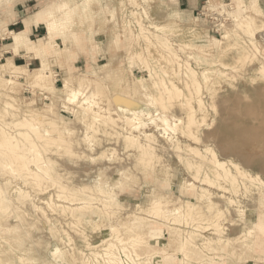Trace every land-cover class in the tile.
I'll return each instance as SVG.
<instances>
[{"label": "rangeland", "instance_id": "obj_1", "mask_svg": "<svg viewBox=\"0 0 264 264\" xmlns=\"http://www.w3.org/2000/svg\"><path fill=\"white\" fill-rule=\"evenodd\" d=\"M121 1L125 2L128 13L135 11L139 16L143 17L145 26L155 23L170 27L171 29L160 37L162 40H167L170 44H173L177 50L180 44L189 42L193 38L192 36L198 33L205 35L207 32L209 36L216 39L211 40L210 44L212 46L207 48V56L205 55L204 59L202 58L205 61L203 64H198L192 59H186L185 55L182 52L180 53L182 59L185 62L188 61L199 74L208 73L212 79L211 82L208 84L203 83L202 86V96L208 109V117L199 131L200 143L194 144L191 140L184 138L180 129L175 127L178 119L184 120L186 118V107L182 98L175 101L172 104L173 106L168 105L167 110H163L152 103L151 99L142 91L140 83L137 82L135 77L140 79L143 75L145 76V73L133 61L130 64V57L138 52L145 56L148 52L147 49H149V52L156 58H161L159 57L161 53L160 43L155 39H152L154 44L150 43L148 45L141 42V40H139L138 44L133 42L135 38L130 36L129 28L124 27V21H132L131 25L133 26L130 29H133L135 33L136 24L131 17H128L129 15L127 16L122 12ZM136 2L138 7L134 6L131 0H5L0 5V8L3 6V9L6 10H8V6L11 9L24 10L31 19H34L35 15L43 11V9L48 11V14H52L51 17L57 19L59 25L56 39L61 37L62 44L58 45L56 41L55 46L45 52L42 58L54 73L55 85L57 79L56 70L60 69L66 72L62 81L58 83V88L64 87L67 83H72L77 87L80 84L82 85L80 86L83 92L80 100L82 106H80L75 102H67L62 97V92L54 90L50 85L39 87L22 82V84L15 87L13 92L9 90L4 92L18 100V107L21 113L27 114L33 108L46 109L45 107L52 104L54 112L62 115L67 121L72 120L77 132L76 137L82 142L85 126L87 122L92 121V113H86L83 108L88 106L91 100H98V90L102 89L106 99H110L115 93H130L143 104L142 109L140 108L138 111V113L143 111L138 116V120L149 124L147 130H140L134 132V134L136 133L135 135L139 137V140L145 144L144 132L153 133L158 141L154 146L157 154L162 157V165L157 167L158 173L145 172L143 166L137 163L138 153L136 149L126 148L124 141L120 137L116 139L114 136L110 137L107 135L105 129L109 133L112 132V129L103 126H100L99 145L94 150L83 145L82 148H76L78 155L72 158L59 154L52 155V161L56 164V167H54L56 178L61 179V182L69 184L71 187L78 189L87 186L94 187L99 180H103L107 185H113L117 181L122 184V187L117 189L118 203L109 207V214H106L107 220L104 221V218L101 219L97 215H90L85 219V222L83 221L78 225L76 231L69 223L66 225L68 220V222L72 221L70 217L61 218L51 215L52 218H57L62 222L59 224L54 220L52 225L50 222L47 223L30 205L31 200H33L37 205L46 207L41 203V199L46 200L49 196L55 195V188H49L45 194H40L32 185H24L23 178H14V173L10 171L11 169H8L3 163L0 164V183L8 184L10 179L12 185L16 186L15 188L25 189L26 192L29 191L30 197L32 196L24 207H19L20 211L14 206V209L17 210L16 214L11 213L3 216L4 213H0V228H3L0 229L1 263L21 264L19 257H22L27 264H42V262L43 264H81V259L83 260V258L87 257L88 261L93 264L94 253L100 252L102 248H87L82 241V234L87 235L90 241H94L98 240L101 230L107 228L108 231L104 230L103 237L112 239L110 236L111 225L130 223L131 215L137 213V205L148 210L155 195L161 194L166 197L173 195L169 178L174 176L173 183L179 179L192 181L189 173L179 161L176 150L178 144L181 146V151L185 150L187 145L197 146L202 151L207 148H214L224 161H233L248 173L259 176L264 181V76L260 73V68L262 65L264 66V0H257L256 3V8L263 12H261V16L251 9L249 4L251 0H243V5H247L248 9L244 8L245 6L243 5L238 7V0H136ZM85 5L87 9H84ZM146 14L150 18H147ZM171 14L175 15L171 16ZM245 16H253L257 24L259 26L262 25V29L257 30L253 37L255 47L250 52L251 59L242 61L240 69L230 70V75L224 77L216 71L221 69L220 66H217L219 61L235 66L236 61L239 60V46H246L251 40V37L244 33L243 29L238 25L241 17ZM63 23L65 27L62 29L61 25ZM1 29L7 31L5 28L1 27ZM48 33L49 30L47 29ZM47 34L34 36L32 39L37 40L40 38L36 41L39 42ZM209 39L207 38V41ZM11 40L12 37L6 42L11 43ZM7 49H11V47L9 46ZM196 54L199 55V53ZM39 62H33L31 65L26 62L23 65L36 69L41 66V61ZM3 63H6L4 58L1 65ZM160 63L164 64V61L161 60ZM179 73L183 79L182 82H184L187 78L186 71L183 70ZM149 80L147 83L152 87L153 81ZM20 81L23 80L20 79ZM180 87L182 89L185 88L183 83L180 84ZM212 91H216L215 97H213ZM31 99L35 102L32 106L28 105V103L32 102ZM213 103L217 105V112L211 108ZM101 105H103L101 107L104 109L109 108V100L103 101ZM194 106L197 107V103L194 102ZM110 108L114 112V107L111 106ZM98 110L97 107L93 109V111ZM248 110L253 111L254 115L237 122L234 121L233 112L236 115L241 114L239 116L242 117L245 116ZM73 112L79 113V119H75ZM243 112L244 114H242ZM48 114L51 117L52 114ZM164 114L169 119L170 126L164 125L162 120L158 119ZM239 116L237 115L236 118ZM154 119H158L159 128L155 127ZM224 126H234L236 133L226 137ZM118 128L119 130L117 129V131H122L120 132L122 134L130 132L128 131L130 128L123 122H119ZM241 141L248 142L250 146H246L244 143L238 145ZM113 148L117 150L115 156H110L109 158L104 157L105 155L101 156L102 153L110 154ZM181 151L180 153H182ZM182 156L187 157L185 152L182 153ZM125 169H131L134 177H123L121 172ZM15 195L16 193L14 192L10 193L14 203L17 200ZM259 195L250 194V196L241 198L243 206L250 214L264 213V208L260 207L258 198H256ZM175 196H172L173 204L177 207L182 205V210L186 211V202L180 204V202L176 201ZM180 196L183 200L187 199V197H192L183 193ZM224 202V200L218 199L219 205L228 209ZM96 205L100 206L99 204ZM46 210L49 214H52L48 208ZM18 212L23 214V216L25 215L24 223L21 219H17ZM231 212L236 224L234 226H231L228 222L225 224L229 227L228 236L231 238L236 237V240L231 244L228 253L223 254L220 249L207 250V248L203 247V238L196 236L193 238L194 240L192 237L189 240L193 245H197L196 248H192L193 252L190 254L192 259L188 257L182 262L177 259L167 261L172 264H207L209 261L211 264L213 261L221 262L219 264H264V239H262L263 248H256L257 242L255 241V252L252 253L246 247V244H249L245 243L247 240L237 239L246 230V220L238 216L234 207L231 208ZM191 218L192 216L189 217L190 223ZM97 223L99 226L95 225ZM186 226L184 223L175 226L179 230H177L176 237H172L174 240L165 239L163 242L166 248L163 246L153 247L154 250L147 248L145 250L146 256H151L161 250H166L169 253L174 250L176 253L179 252L178 250L183 241L181 238L189 237L188 231L192 230L191 228L187 229ZM51 227H55L58 230L60 228L61 231L64 228L69 231L75 240V248L78 249L77 251H84V256L77 251H69L70 248L65 244L67 239L62 234L63 231L62 233L60 231V235L62 234L64 239L63 243L54 238L50 232ZM254 233L259 235V230ZM203 235L207 238L216 237L209 232ZM124 236L127 237L128 235ZM54 240L59 241L60 247L66 252V258L57 256L58 258L56 257V259L52 256L50 251L53 248L50 243ZM111 242L115 243V240L112 239ZM250 243L252 244V242ZM127 246L131 248L130 245ZM130 250L133 251L132 249ZM181 258H183L182 255ZM124 260V264L132 263L131 260ZM135 260L137 261L136 257ZM142 261L144 260L137 262Z\"/></svg>", "mask_w": 264, "mask_h": 264}, {"label": "bare ground", "instance_id": "obj_2", "mask_svg": "<svg viewBox=\"0 0 264 264\" xmlns=\"http://www.w3.org/2000/svg\"><path fill=\"white\" fill-rule=\"evenodd\" d=\"M131 1L134 6L138 7L136 0ZM4 2L5 0H0V5ZM256 3L257 0H251L249 4L251 5V9L255 10L257 15L261 16L262 11L256 8ZM243 4V0H238V7H241ZM125 5V2L121 1L120 7L122 12L127 16L129 15L128 17H131L136 24L135 33L133 29H130V27L133 26L131 25L132 21H124V27L127 29L129 28L128 31L130 30L131 32L130 36L135 38L133 42L138 44L139 40H141V42L148 45L153 43L152 39H155L160 43L159 47L161 49L159 55L161 58H156L149 52V49H147L148 52L146 55L144 54L145 56L138 52L130 57V64L133 61L135 65L141 68L145 73V76L143 75L140 79L135 77L137 82L140 83L142 91L151 99V102L158 105V107H161L163 110H167L168 105H172L175 101L182 98L186 107V118L184 120L178 119V123L175 124V127L180 129L184 138L189 141L191 140L194 144L200 143L201 138L199 136V131L208 117V109L202 96V86L203 83L208 84L212 79L208 73L204 72L199 74L188 61L185 62L182 59L180 53L182 52L186 59H192L198 64H203L205 62L203 60L204 56H207V48L212 46L210 44L211 40L216 39L209 36L207 32L205 35H200L198 33L192 36L193 38L189 42L180 44L177 50L174 48L173 44H170L167 40V42L162 40L160 37L163 33L169 31L171 29L170 27L155 23L145 26L143 17L139 16L135 11H130L128 13ZM243 6L248 9L247 5ZM84 9H87L86 5ZM47 12L48 11L43 9V11L36 14L35 19L39 20L38 23L44 24L49 30V33L39 42L34 41L30 37L31 24L28 20H25V26L27 25V42L31 45L39 46L38 49L35 47L17 46L16 38L25 35V28L22 31L11 33L12 42L9 45L15 54H19L21 50H24L28 55H32L33 58L41 61V66L32 69L29 68L28 65H18L12 58H8L6 63H3L0 67V164L3 163L6 165V167L11 169L10 171L14 173V178H23L24 185H32L40 194H45L49 188H55L56 193L53 196H49L46 200L41 199V203L46 207L40 206L31 200L32 196L30 197L28 194L29 191L26 192L25 189L15 188L16 186L14 187L9 179L8 184L0 183V213H4L3 216H7L11 213L16 214L17 210L14 209V206L19 210L21 208L20 206L24 207L27 202L31 200L30 205L47 223L50 222L53 225L52 222L54 220L59 224L62 223L57 218H52L51 215L61 218L70 217L72 221L68 222V220L66 225L69 223L76 231L78 225L83 221L85 222V219L90 215H97L101 219L104 218V221L107 220L106 214H109V207L118 203L117 189L121 188L122 184L120 181H117L113 185H107L103 180H99L94 187L87 186L81 189L71 187L69 184L61 182V179L59 180L56 178V174L54 173L56 172L54 168L56 164L52 161V155L59 154L72 158L78 155L76 148H82L83 145L94 150V148L99 145L98 136H100L101 132L100 126H103L112 129L110 133L105 129L107 135L110 137L114 136L116 139L120 137L124 141L126 148L136 149L138 153L137 163L143 166L145 172L158 173L157 167L162 165V157L157 154L154 144L158 141L153 133L144 132L145 144L139 140V137L135 135L136 133L134 134V132L140 130H147L149 124L138 120V116L143 112L140 111V113H138V111L140 108L142 109L143 104L136 100L130 93H115L110 99H106V95L102 89L98 90V100L92 98L94 100H91L89 105L83 108L86 113H92V121L87 122L85 126L82 142L76 137L77 132L72 120L67 121L62 115L54 112L52 104L45 107L46 109L33 108L29 113L23 114L18 107V100L4 93L7 90L13 92L15 87L22 84V82H27L39 87L50 85L54 90L61 91L62 97L65 98L67 102H75L82 106L80 102L83 94L80 88L82 85L80 84V86L77 87L72 83H67L62 88L56 87L54 84V73L45 64L42 58L45 52L51 50L55 46L56 36L59 32L57 19L52 18V14H48L49 12ZM148 14H146L147 18H150ZM174 15L175 14H171V16ZM238 25H240L244 33L251 37V40L246 46H239V60L236 61L235 66L219 61L217 66H220L221 69H217L216 71L224 77L230 75V70L240 69L242 67V61L251 59L250 52L255 47L253 37L257 30L262 29V25L259 26L253 16L241 17ZM61 27L63 29L65 24L63 23ZM207 38H210L209 41H207ZM196 53H199V55ZM161 60L164 61V64L160 63ZM183 70L187 73V78L184 82H182L183 79L179 73ZM260 73L264 76L263 65L260 68ZM20 79L23 81H20ZM149 79L153 81L152 87L147 83ZM182 83L185 86L184 89L180 87ZM212 95L215 97L216 91H212ZM108 100L109 106L114 107V112L110 107L107 109L101 107L103 106L101 103ZM194 102L197 103V107L194 106ZM34 104L35 102L33 100L28 103L30 106ZM94 107H97L99 110L93 111ZM211 108L213 111L217 112V105L215 103L211 105ZM48 113L52 114L51 117H49L50 115ZM73 113L75 119H79V113ZM242 114H244V112ZM237 115L239 116L241 114ZM237 115L235 112L232 114L236 122L246 119L250 115H254V112L248 110L245 116L236 118ZM158 119H161L164 125L170 126L169 119L165 114ZM158 119H154L153 121L156 128L160 127ZM119 122H123L128 126L130 128L128 131L130 132L122 134L120 133L122 131H117V129L119 130ZM224 131L226 137L236 133L234 126H224ZM242 143L246 146H250L248 142L244 141L239 142L238 145ZM176 150L179 161L189 173L192 181L189 182L185 179H179L173 183L174 176L168 178L171 183L170 187L172 194L176 195V201L180 202V204L186 202V211L182 210V205L177 207L173 204V195L166 197L158 194L152 198L151 207L148 210L137 205V213L131 215L132 219L130 223L124 224L125 226L122 224L111 225L110 236L115 240V243L111 242L112 239L103 237L104 230L108 231L107 228L104 230L102 229L101 234L97 238L98 240L94 241H90L87 235L82 234V241L87 248H102L100 252L94 253L95 256L92 260L93 264H124V259L132 261L133 257V264H161L162 262V264H172L167 261L170 259H177L182 262L184 259L190 257V254L193 252L192 248H196L197 245H193L191 241H189L191 237L193 239L196 236L203 238V247L207 248V250L214 251L220 249L223 254L228 253L231 244L236 240V237L231 238L228 236L227 231L229 227L225 224L226 222L231 226L236 224L235 219L232 218V207H234L239 217L246 220L247 224L246 230L239 235L237 239L247 240L245 243L249 244H246V247H248L252 253L255 252V241L257 242L256 248H263L264 213L257 215L250 214L243 206L241 198L250 196V194H260L259 197L256 198H258L260 207L264 208V181L259 176L248 173L235 162L224 161L214 148H207L205 151H202L197 146L187 145L185 150L181 151V146L178 144ZM111 151L110 154L102 153L101 156L105 155L104 157L107 158L115 156L117 150L113 148ZM180 151L182 153L185 152L187 157L182 156ZM121 175L125 178L134 177V173L131 169L123 170ZM11 192L16 193L15 196H17V200L15 203L11 199ZM181 193L184 195H191L192 197H187V199L183 200L180 196ZM218 199L224 200L228 209L222 208L218 203ZM46 208H48L52 214H49ZM26 214L28 213L26 212ZM24 216L18 212L17 219H21L24 223ZM190 216H192L191 223L189 222ZM182 223H184L185 226L187 225V229L191 228L192 230L188 231L189 237L181 238L183 241L178 250L179 252L176 253L175 250H170L171 252L169 253L166 250H161L160 252H155L156 254L146 256L145 250L147 248L154 250L153 247H165L163 242L165 239L174 240L172 237L175 238L178 233L177 230H179L175 226L182 225ZM95 225L99 226L98 223ZM256 230H259V235L258 233H254ZM60 231V228L59 230L55 227L50 228V232L53 234L54 238H57L62 243L64 240L62 234L65 235L67 239L65 244L70 248L69 251H77L78 249L74 246L75 240L70 232L63 228V233L61 231L62 234L60 235ZM207 232L216 237L207 238L203 235ZM126 234L128 235L127 237L124 236ZM54 241L50 243L53 248L52 251H50L52 256L54 258L57 256L66 258V252L60 247L59 241ZM250 242H252V244ZM127 245H130L131 248ZM77 252L81 253L83 256L85 254L84 251ZM181 255L183 258H181ZM40 256L42 257V255ZM135 257L137 261L142 259L144 261L137 262ZM190 258L192 259V257ZM19 261L21 264H27L22 257H19ZM164 261H166V263H164ZM214 263L219 264L221 262L213 261L212 264ZM5 264H9V262ZM81 264L92 263L85 257L83 260L81 259ZM207 264H211L210 261L209 263L207 262Z\"/></svg>", "mask_w": 264, "mask_h": 264}, {"label": "crops", "instance_id": "obj_3", "mask_svg": "<svg viewBox=\"0 0 264 264\" xmlns=\"http://www.w3.org/2000/svg\"><path fill=\"white\" fill-rule=\"evenodd\" d=\"M36 15L34 19H31V17H28V13L26 11L22 10H16L11 9L8 6V10L3 9V6L0 8V28H5V30L9 32H19L24 30L25 28V20L32 21L31 24V32L30 37L34 36H40L43 34H47V29L44 26V24L35 23L36 21ZM18 30V31H17ZM12 37V36H11ZM40 39V38H39ZM37 39V40H39ZM34 40V41H37ZM58 45L62 44V38L59 37L56 39ZM60 42V43H59ZM11 43L3 42L0 43V54L3 56L4 60H7L8 58H12L14 62L18 65H23V63L26 64L30 63V65L33 62H39L37 59L33 58L32 55H28L24 50H21L19 54H15L13 49H7ZM40 65V62H39ZM57 79H56V87L60 81H62L63 76L66 75V72L60 69L56 70Z\"/></svg>", "mask_w": 264, "mask_h": 264}, {"label": "snow or ice", "instance_id": "obj_4", "mask_svg": "<svg viewBox=\"0 0 264 264\" xmlns=\"http://www.w3.org/2000/svg\"><path fill=\"white\" fill-rule=\"evenodd\" d=\"M32 21H29V23H31ZM36 23H38L39 22V20L37 19L36 21H35ZM16 40H17V46L18 47H21V46H27V47H29V48H33V47H35V48H39V46H36V45H31V44H29L28 42H27V25L25 26V35H23V36H18L17 38H16ZM85 103H87V102H85Z\"/></svg>", "mask_w": 264, "mask_h": 264}, {"label": "built area", "instance_id": "obj_5", "mask_svg": "<svg viewBox=\"0 0 264 264\" xmlns=\"http://www.w3.org/2000/svg\"><path fill=\"white\" fill-rule=\"evenodd\" d=\"M11 38V32L9 31H3L0 28V42H6L7 40H9ZM3 62V56L0 54V67H1V63Z\"/></svg>", "mask_w": 264, "mask_h": 264}]
</instances>
